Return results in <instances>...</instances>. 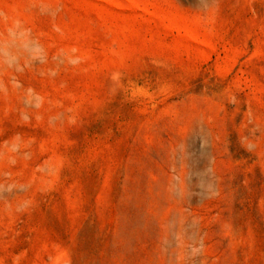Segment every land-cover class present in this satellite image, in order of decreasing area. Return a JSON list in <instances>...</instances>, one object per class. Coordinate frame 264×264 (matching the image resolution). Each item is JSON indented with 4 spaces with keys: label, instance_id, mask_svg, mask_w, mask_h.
Masks as SVG:
<instances>
[{
    "label": "rangeland",
    "instance_id": "rangeland-1",
    "mask_svg": "<svg viewBox=\"0 0 264 264\" xmlns=\"http://www.w3.org/2000/svg\"><path fill=\"white\" fill-rule=\"evenodd\" d=\"M0 264H264V0H0Z\"/></svg>",
    "mask_w": 264,
    "mask_h": 264
}]
</instances>
